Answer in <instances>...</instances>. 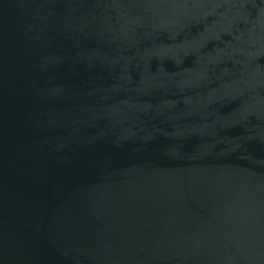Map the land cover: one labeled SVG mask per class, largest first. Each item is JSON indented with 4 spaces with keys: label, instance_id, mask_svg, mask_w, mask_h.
I'll use <instances>...</instances> for the list:
<instances>
[{
    "label": "water",
    "instance_id": "water-1",
    "mask_svg": "<svg viewBox=\"0 0 264 264\" xmlns=\"http://www.w3.org/2000/svg\"><path fill=\"white\" fill-rule=\"evenodd\" d=\"M0 264H264V0H0Z\"/></svg>",
    "mask_w": 264,
    "mask_h": 264
}]
</instances>
